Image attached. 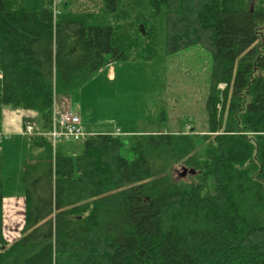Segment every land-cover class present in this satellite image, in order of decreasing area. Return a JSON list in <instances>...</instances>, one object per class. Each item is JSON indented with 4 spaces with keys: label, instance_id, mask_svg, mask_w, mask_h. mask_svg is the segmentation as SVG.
Returning <instances> with one entry per match:
<instances>
[{
    "label": "trees",
    "instance_id": "16d2710c",
    "mask_svg": "<svg viewBox=\"0 0 264 264\" xmlns=\"http://www.w3.org/2000/svg\"><path fill=\"white\" fill-rule=\"evenodd\" d=\"M59 1L0 0V120L4 106L38 117L36 128L22 118L35 133L21 131L24 221L12 241L0 151V264H264V0H147V16L104 0V26L57 20ZM161 8L167 52L211 53L205 130L54 147L37 134L57 92L111 61L152 58Z\"/></svg>",
    "mask_w": 264,
    "mask_h": 264
},
{
    "label": "rangeland",
    "instance_id": "374dc122",
    "mask_svg": "<svg viewBox=\"0 0 264 264\" xmlns=\"http://www.w3.org/2000/svg\"><path fill=\"white\" fill-rule=\"evenodd\" d=\"M135 14L151 12L147 0H122ZM104 0H60L57 20L104 26L111 17L103 11ZM122 2L118 5L122 7ZM145 16V17H146ZM156 44L152 58L109 62L77 89L57 92L54 111L77 113L89 133L116 130L122 137L132 133L188 131L206 128V98L212 66L211 53L199 45L167 52L164 8L156 15ZM219 89L224 85L219 84ZM4 106L0 120V151L3 156L4 233L8 241L19 237L23 225L21 166L28 137L21 134L25 112ZM18 129V130H17ZM115 133V132H114ZM73 144V143H72ZM80 144V143H79ZM177 179L188 173L176 166Z\"/></svg>",
    "mask_w": 264,
    "mask_h": 264
},
{
    "label": "built area",
    "instance_id": "2783aa9c",
    "mask_svg": "<svg viewBox=\"0 0 264 264\" xmlns=\"http://www.w3.org/2000/svg\"><path fill=\"white\" fill-rule=\"evenodd\" d=\"M23 133L31 135L34 132L33 126L30 124L25 125ZM37 134H42L38 131ZM46 135L50 137L52 145L54 146L58 142L82 140L88 136V133L83 129L80 117L73 112H65L60 116H57L54 112L51 128Z\"/></svg>",
    "mask_w": 264,
    "mask_h": 264
},
{
    "label": "crops",
    "instance_id": "0c3cea01",
    "mask_svg": "<svg viewBox=\"0 0 264 264\" xmlns=\"http://www.w3.org/2000/svg\"><path fill=\"white\" fill-rule=\"evenodd\" d=\"M25 115H27L28 117H30L31 114H30L29 112H28V113L25 112ZM21 128H22V124H21V127L19 128V131L21 130ZM17 130H18V129H17ZM85 130H86V129H85ZM116 130H117V129H114V132H115V133H116ZM87 132H88V131H87ZM114 132H113V131H109L108 133H114ZM100 133H102V132H100ZM66 143H67V142H66ZM70 143H74V142H69V144H70Z\"/></svg>",
    "mask_w": 264,
    "mask_h": 264
},
{
    "label": "bare ground",
    "instance_id": "6f19581e",
    "mask_svg": "<svg viewBox=\"0 0 264 264\" xmlns=\"http://www.w3.org/2000/svg\"><path fill=\"white\" fill-rule=\"evenodd\" d=\"M87 133H88V136H89L90 134H95V133H89V132H87ZM88 136H87V137H88Z\"/></svg>",
    "mask_w": 264,
    "mask_h": 264
},
{
    "label": "water",
    "instance_id": "95a60500",
    "mask_svg": "<svg viewBox=\"0 0 264 264\" xmlns=\"http://www.w3.org/2000/svg\"><path fill=\"white\" fill-rule=\"evenodd\" d=\"M185 172H188V170L184 169Z\"/></svg>",
    "mask_w": 264,
    "mask_h": 264
}]
</instances>
